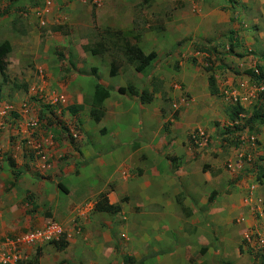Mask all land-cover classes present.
I'll return each mask as SVG.
<instances>
[{
    "label": "rangeland",
    "instance_id": "obj_1",
    "mask_svg": "<svg viewBox=\"0 0 264 264\" xmlns=\"http://www.w3.org/2000/svg\"><path fill=\"white\" fill-rule=\"evenodd\" d=\"M87 1L0 0V44L11 47L0 74V212L12 202L16 206L0 213V227L7 225L0 238L17 236L31 221L46 217L73 232L70 242L76 236L82 243L84 253L75 264H264V215L256 213L264 207V139L259 135H264V90H259L264 88V0ZM208 22L216 33L208 30ZM127 45L156 53L143 73L136 71L138 62L130 59ZM112 65L115 76H110ZM253 71L250 77L247 72ZM210 75L217 95L205 86ZM191 77L197 83L203 78V86L185 85ZM96 84L110 94V117L116 104L135 98L128 86L146 90L154 98L150 105L160 108L162 116L159 126L152 120L146 126L152 136L174 133L193 153H209L218 161V171L217 164L204 165L211 177L208 201L193 196L178 201L177 208L161 211L164 219L156 225L140 224L141 210L128 208L134 197L129 193L119 195V212L104 210L106 189L120 193L127 184L137 187L144 155L125 161L133 166L128 179L118 161L93 153L84 158V146L107 153L113 147L110 134L121 136L133 128L123 138L135 142L134 152H142L137 142L146 141L147 134L137 111L126 120L117 116L119 129L96 123L91 115ZM238 92L244 98L233 97ZM238 103L243 111L231 122L229 113ZM69 107L78 110L71 114ZM254 114L263 122L250 124ZM199 131L207 138L200 145L191 141ZM38 153L50 157L43 162ZM82 164L85 176L80 180ZM58 172L71 176L70 183ZM57 186L65 191L61 198ZM233 193L253 223L216 215L213 197L227 201ZM81 201L94 207L86 224L74 211ZM219 238L215 253L206 256L208 245L216 246ZM48 250L64 251L47 244L29 250L20 264H32Z\"/></svg>",
    "mask_w": 264,
    "mask_h": 264
},
{
    "label": "crops",
    "instance_id": "obj_2",
    "mask_svg": "<svg viewBox=\"0 0 264 264\" xmlns=\"http://www.w3.org/2000/svg\"><path fill=\"white\" fill-rule=\"evenodd\" d=\"M84 2H88L87 0H84ZM214 23V22H213ZM207 25H209L208 30H210L213 33H216L218 30L215 28V26L212 24V22H208ZM200 83L198 82V78L191 77V78H185L184 83L185 85L193 86L195 85L198 89V85L203 86V78H199ZM206 85L207 81L205 80ZM244 87V86H243ZM235 93V94H239ZM135 98H126V101L129 102V104H125L124 102H121L119 105L116 104L114 106L112 113V116L109 115V108L107 105V102H104V117L99 121V124L107 125L110 129H119V120H116L117 116L120 118L124 115L125 120L130 118L131 116L135 117V112L140 113V117H138V123L143 126L142 128L145 130L144 137L146 141L144 142H137L138 145H140V148L138 150L142 149V152H134L132 144L135 143L133 140H131V143H128L130 141L125 140L123 138L124 135L133 133V128H125L126 132H122L121 136L119 133H113L110 134V140L113 143V147L109 152H103L97 149L90 150L89 148H85L84 146V158L87 159L89 156V153H93L98 159H106L108 161H118V169H121L122 176L124 173L127 175L124 178L129 179L130 170L133 171V166L129 165L125 161H127L130 158H140V156L144 155V162L139 164V167L142 170H138L137 175L140 174V177L137 179V187L129 186L127 184L126 188H121L120 193L117 192V189L114 188L113 190L106 189L104 192L106 193L107 202L110 205H116L119 201V195H122L123 193H129L134 195L133 199L128 203V208L134 205L136 208H139L141 210V214L138 215V219L141 220L140 224L144 225H156L158 222H160L161 219H164V214L161 213L163 209L166 208H177L178 204L177 202H181L182 200L187 201L190 196H193L194 198H197L200 201H205V199L208 201V196L206 194L212 192L208 191V185L207 181L210 180V174L206 172L204 169V165H210L212 168L215 167L214 165L217 164L216 170L218 171L220 169V166L218 164V161H214L215 159L211 157L209 153H206L205 155L200 154V152L193 153L190 151L186 145H183L184 140L178 142L175 139V134H170L168 137L163 138L159 137L158 135L156 137L152 136L149 129L146 128V126L150 123V121H153V124L156 123L157 126H159V121L161 119V110L160 108H156L154 106H151L150 104L148 106L142 105L141 107H138L137 105H140V103H136ZM137 99V98H136ZM136 108V109H135ZM106 109V111H105ZM116 114V116H115ZM125 123V122H124ZM151 134V135H150ZM260 139H264V135L260 132ZM115 136L113 139L112 137ZM120 136V137H119ZM143 137V136H142ZM144 139V138H142ZM124 145V147H120ZM136 150V151H138ZM202 151V149H201ZM122 152V153H121ZM93 156L94 160L98 163L99 160ZM81 172L79 179L81 180L82 177L85 175L84 172V164L81 165ZM58 177L63 179L66 184H69L71 181V176L68 174H62L61 172H58ZM70 177V179H68ZM60 180V179H59ZM58 180V181H59ZM61 180V181H63ZM57 190L61 191L58 192V198H61L62 193L65 191L57 186ZM162 188V189H161ZM33 190V188H32ZM171 190H173L171 192ZM63 191V192H62ZM101 192L98 191L97 194ZM165 192V193H163ZM79 196H85L86 194H82L81 192H78ZM166 193L169 195L167 196ZM236 193H233L232 196H230L228 199L225 200L224 197L220 198L219 202L217 201V197H213V200H215L216 205L214 206L216 209V215L218 217L222 218V220H225V217H236L238 219L244 220V223L246 225H249V223H253V216L247 210L243 207L242 202L240 200V196L235 195ZM64 195V194H63ZM95 199V197L93 196ZM232 198V199H231ZM11 199V198H9ZM167 199L168 204H166L164 201ZM174 202V203H172ZM93 201V200H92ZM206 201V202H207ZM230 201H237V205L235 204H227ZM86 202V201H85ZM83 201L75 203V205L85 203ZM72 203V201L70 202ZM91 203V202H90ZM88 203V204H90ZM93 203V202H92ZM87 204V203H85ZM17 205V204H16ZM91 205V204H90ZM208 205V204H207ZM18 206V205H17ZM93 206V205H91ZM16 206L15 204L10 203L8 204V210H5L4 212H0L1 215H5L6 212H9L10 210L14 209ZM74 207V205H73ZM61 207L59 204H55V209H60ZM93 209V207H92ZM91 209V210H92ZM156 210H159L158 213ZM259 215L263 216V208L257 209ZM91 212V211H90ZM88 213V217L83 220L84 224H86L91 217V213ZM194 215V214H193ZM166 217V216H165ZM42 218L46 217H38L36 218L35 224L33 221H31L29 224L31 227L25 229L23 232L28 231L30 229H33L37 225H39L42 221ZM87 219H89L87 222H85ZM229 221H227L228 223ZM91 223V222H90ZM220 223V222H218ZM217 223V224H218ZM225 223V222H221ZM7 225L3 224L0 227V231H3V229H6ZM21 232V233H23ZM73 232L71 233V230H65V235L63 237V241H67V246L63 249V252L58 251H52L48 250L46 255H43L41 257H38L34 260V263L32 264H62V261H67L69 264H75L73 261L78 258V256L82 257L84 250L81 249L82 243H80L78 238L76 236H73V239L71 242L69 241L70 237H72ZM11 237H1L3 238H12ZM66 237V238H65ZM213 240V239H211ZM220 238L218 239V243L215 246L214 244L212 247L208 245V250L206 251L205 255L211 257L215 252L213 251L216 247L220 246L221 244ZM45 245L35 247L32 249H37L40 247H43ZM74 249H78L80 252V255L76 254V251ZM68 252H70V255H68ZM28 254V252H27ZM218 261V260H217Z\"/></svg>",
    "mask_w": 264,
    "mask_h": 264
},
{
    "label": "trees",
    "instance_id": "obj_3",
    "mask_svg": "<svg viewBox=\"0 0 264 264\" xmlns=\"http://www.w3.org/2000/svg\"><path fill=\"white\" fill-rule=\"evenodd\" d=\"M230 2H232V1H230ZM233 48H234V45L230 43V46H229L230 51H232ZM10 51H11V47H10L8 42H3L0 44V74L1 75H4V73L6 71V68H7L6 58H7L8 54L10 53ZM126 52L132 61L138 62V65L135 68L138 73H143L147 69V67L151 64V62L156 58L155 52H150L149 54H144L140 49L133 47V46L127 45ZM93 53L96 54L97 52L93 51ZM208 70H209V68H208ZM247 74H249L250 77L255 76L254 71L253 72H247ZM258 74H261V72H258ZM115 75H116V69L112 65L111 69H110V76H115ZM207 84H208V89H209L210 95H217L218 90L216 87V80H215V77L213 75L208 76ZM126 89H127V92L131 96L137 98L139 103L142 105H149L152 103V101L154 99L152 94H150L146 90L140 92V91H137V89H135L133 86H128ZM119 93H123V89L120 90ZM109 95L110 94L107 91V89L103 88L99 84L95 85L93 102H92L93 108L91 110V115L94 116V121L96 123H98L104 115V110H103L104 102L106 101V99H108ZM67 110L69 113L74 114L78 110V108L75 109V108L69 107ZM242 111H243V108L239 104H237L234 107L232 113H229V120L231 122H233L235 119H237L239 117V115L242 113ZM41 117H43V116H41ZM254 120L263 122L262 117L258 118V116L256 114H254V116L248 122H250V124H251L252 121H254ZM200 132H202V131H200ZM198 133L194 134L196 136V140H198ZM204 139H206V141H207V138L205 136H204ZM193 140H194V138L191 137L192 142H193ZM38 155L40 156V158L44 159L43 155H41L39 153H38ZM11 164H12V162H11ZM104 210L106 212L117 213L120 211V206H118V205L114 206V205L106 204L104 206ZM263 212H264V207H263ZM53 245L57 249L63 250L67 246V243L64 242L63 240H60L59 242H54ZM225 264H229V263H225Z\"/></svg>",
    "mask_w": 264,
    "mask_h": 264
},
{
    "label": "built area",
    "instance_id": "obj_4",
    "mask_svg": "<svg viewBox=\"0 0 264 264\" xmlns=\"http://www.w3.org/2000/svg\"><path fill=\"white\" fill-rule=\"evenodd\" d=\"M30 127H36V123H31ZM193 138L196 140V136ZM201 141H205L204 133L199 131L198 145ZM74 210L78 217L83 218L90 212V207L76 205ZM64 235L65 230L62 224L51 218H43L41 223L33 229L12 238L0 240V264H18L27 259L26 253L32 248L59 242ZM246 239L248 242L251 241L249 237Z\"/></svg>",
    "mask_w": 264,
    "mask_h": 264
},
{
    "label": "clouds",
    "instance_id": "obj_5",
    "mask_svg": "<svg viewBox=\"0 0 264 264\" xmlns=\"http://www.w3.org/2000/svg\"><path fill=\"white\" fill-rule=\"evenodd\" d=\"M48 4H49V2H47ZM259 90H264V88L263 87H261ZM257 91V89L255 88L254 90H253V92H256ZM233 97H242V98H244V96L242 95V94H236V95H234ZM243 100H245V99H243ZM242 108H243V106H242V104L241 103H238ZM237 105V104H236ZM235 105V106H236ZM191 137H194V135L193 136H191ZM35 149V148H34ZM44 159H43V162H45V161H47V159L50 157V155L49 154H45L44 156ZM78 205H81V204H78ZM82 205H84V206H86L87 208H92L93 206H91L90 204H85V203H82ZM75 208V207H74ZM94 208V207H93ZM75 211V210H74ZM76 214V213H75ZM88 215L89 214H87V216L86 217H83V218H81V217H79L81 220H84L85 218H87L88 217ZM78 217V216H77ZM52 219V218H51ZM61 240H63V238L61 239ZM21 262H19L18 264H20Z\"/></svg>",
    "mask_w": 264,
    "mask_h": 264
}]
</instances>
